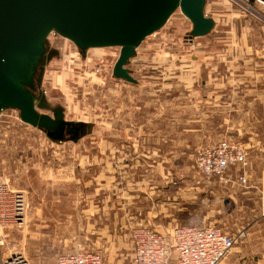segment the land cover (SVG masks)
Wrapping results in <instances>:
<instances>
[{
	"label": "rangeland",
	"instance_id": "1",
	"mask_svg": "<svg viewBox=\"0 0 264 264\" xmlns=\"http://www.w3.org/2000/svg\"><path fill=\"white\" fill-rule=\"evenodd\" d=\"M205 12L208 35L189 38L192 21L178 9L137 47L127 65L136 83L113 74L120 47L82 55L50 34L37 109L84 126L58 142L16 109L0 114V180L28 206L24 225L0 216V264L12 252L56 264L79 244L105 264H132L120 237L130 242L134 228L208 225L248 234L220 264H264V151L250 149L245 186L237 170L207 180L195 165L202 146L261 129L228 101L233 82L259 72L264 0H206Z\"/></svg>",
	"mask_w": 264,
	"mask_h": 264
},
{
	"label": "water",
	"instance_id": "2",
	"mask_svg": "<svg viewBox=\"0 0 264 264\" xmlns=\"http://www.w3.org/2000/svg\"><path fill=\"white\" fill-rule=\"evenodd\" d=\"M205 5L206 0H0V114L16 109L23 122L54 141L79 135L83 124L67 120L62 110L52 116L37 109L47 37L56 32L84 52L120 47L113 74L136 83L127 65L137 47L178 9L192 21L189 38L208 35L215 21Z\"/></svg>",
	"mask_w": 264,
	"mask_h": 264
},
{
	"label": "built area",
	"instance_id": "3",
	"mask_svg": "<svg viewBox=\"0 0 264 264\" xmlns=\"http://www.w3.org/2000/svg\"><path fill=\"white\" fill-rule=\"evenodd\" d=\"M195 165L207 180H225L231 171L237 170L236 182L245 186L250 166L249 148L242 142L222 139L202 146ZM6 192L7 186L0 180V216L24 225L28 210L25 197L12 193L11 198H7ZM247 235L245 230L229 233L214 225L175 226L166 233L149 226H138L131 234L133 264H220L247 239ZM1 264L29 262L22 253L12 252ZM56 264H104V258L79 244L73 253L60 255Z\"/></svg>",
	"mask_w": 264,
	"mask_h": 264
},
{
	"label": "crops",
	"instance_id": "4",
	"mask_svg": "<svg viewBox=\"0 0 264 264\" xmlns=\"http://www.w3.org/2000/svg\"><path fill=\"white\" fill-rule=\"evenodd\" d=\"M252 52L251 49H248L249 56L252 57ZM259 52V55H257L260 58V63H259V72L251 77V74L249 73V76L247 79H243L241 83H236L233 82L234 84H231L230 90H229V95L230 92H232V96L230 101H228V104H233L235 103V99H239L236 102H242L244 104L243 108H246L244 110V114L247 115L249 119H252L259 125L261 129H256V128H248L245 129V137H247V140H245L244 144L250 149H257L264 151V51H257ZM251 61V59H249ZM248 70L251 69V67L247 68ZM131 70V69H130ZM247 72V71H244ZM251 72V71H248ZM132 73V70H131ZM245 77V76H243ZM131 83V82H130ZM241 88V95H236L238 89ZM256 105H259V108H256ZM247 106V107H246ZM262 122V123H261ZM250 161V166L253 165V162ZM264 181V179H263ZM226 232H233V231H226ZM25 246H27V241H24ZM120 247L125 249L127 251V254H125V258L128 260V258H131V263L133 264V244H132V239L129 242L128 240H124V238L120 237ZM82 245V244H80ZM24 246V247H25ZM83 246V245H82ZM26 248V247H25ZM83 248H85L83 246ZM76 247L69 252L66 253H61L57 255V258L62 255V254H70L75 251ZM87 250V248H85ZM57 262V259H56ZM105 264V262H104Z\"/></svg>",
	"mask_w": 264,
	"mask_h": 264
},
{
	"label": "bare ground",
	"instance_id": "5",
	"mask_svg": "<svg viewBox=\"0 0 264 264\" xmlns=\"http://www.w3.org/2000/svg\"><path fill=\"white\" fill-rule=\"evenodd\" d=\"M49 37H50V35L47 37V41L49 40ZM49 45V44H48ZM76 45V44H75ZM77 46V45H76ZM89 49H91V48H89ZM89 49H87L85 52L82 50V49H78L81 53H82V55H85L86 54V52L89 50ZM48 52H46V54H47Z\"/></svg>",
	"mask_w": 264,
	"mask_h": 264
}]
</instances>
